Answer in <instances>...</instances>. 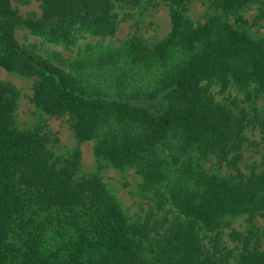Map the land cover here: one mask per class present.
I'll return each mask as SVG.
<instances>
[{
	"label": "trees",
	"instance_id": "1",
	"mask_svg": "<svg viewBox=\"0 0 264 264\" xmlns=\"http://www.w3.org/2000/svg\"><path fill=\"white\" fill-rule=\"evenodd\" d=\"M12 1L0 0V67L32 77L33 104L67 115L78 142H94L100 166L133 168L142 191L165 197L173 209L161 220L150 213L131 221L98 172H80L79 150L56 155L41 126H20L19 91L0 80V264H264V228L232 231L242 244L238 256L220 239L234 219L264 216V170L225 178L203 164L240 151L250 126L264 140V117L235 100L216 102L208 86L264 96V39L220 17L188 22L190 0H34L38 19L21 17ZM142 1L169 5L171 32L153 47L132 40L91 62L117 88L114 98L16 38L20 27L67 44L80 32L113 35L116 6ZM211 1L225 14L264 2ZM171 137L166 154L160 146Z\"/></svg>",
	"mask_w": 264,
	"mask_h": 264
},
{
	"label": "rangeland",
	"instance_id": "2",
	"mask_svg": "<svg viewBox=\"0 0 264 264\" xmlns=\"http://www.w3.org/2000/svg\"><path fill=\"white\" fill-rule=\"evenodd\" d=\"M12 6L23 18L31 16L38 19L42 13L40 3L34 0L29 2L15 0L12 1ZM115 12L118 26L113 35L101 37L80 32L75 35L73 44H67L51 41L46 35L36 34L20 27L16 31V38L21 45L32 46L35 52L80 77L79 79H83L85 84L96 85L102 93L114 98L117 88L114 84L103 80L100 73L91 67V62L124 49L132 40L153 47L165 40L171 32L170 7L166 2L159 1L151 5L142 1L138 6L118 5ZM184 14L186 20L194 25L204 23L213 17H220L251 38L264 39V2H254L237 13L225 14L216 9L211 0H190ZM0 80L13 84L19 91L17 119L20 126L24 129L41 126L50 137L49 145L56 155L79 150L80 172L85 174L98 172L108 188L116 195L131 221H142L150 213L161 220L168 210L173 209L165 197L142 191V177L133 168L120 171L100 166L94 157V142L79 143L67 115L58 117L37 108L31 100L34 81L32 77H25L0 67ZM208 86L216 102L227 103L235 100L238 108L245 109L250 116L258 113L264 117V96L260 95L254 100L248 99L246 92L240 91L233 85L221 92L220 84L215 81ZM244 136L245 143L240 151L231 153L224 162H220L215 156H209L203 163L204 167L211 173L225 178L235 176L238 172L249 175L252 171L264 170L262 165L264 140L259 128L248 127ZM172 141L171 137L168 142L160 146V150L168 154V143ZM263 228L264 216H258L252 222H248L246 217L236 218L228 228L222 230L220 234L222 246L238 256L242 244L233 239L232 231L242 234H249L252 231L260 234ZM204 242L208 243L207 240ZM260 242L261 249H264V236H260Z\"/></svg>",
	"mask_w": 264,
	"mask_h": 264
}]
</instances>
